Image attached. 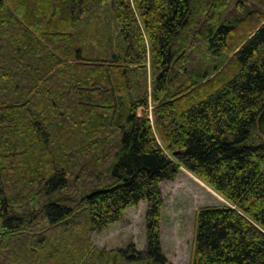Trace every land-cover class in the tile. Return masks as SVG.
<instances>
[{"label":"trees","instance_id":"trees-1","mask_svg":"<svg viewBox=\"0 0 264 264\" xmlns=\"http://www.w3.org/2000/svg\"><path fill=\"white\" fill-rule=\"evenodd\" d=\"M230 1L0 0V214L31 264H170L161 184L182 167L230 203L200 209L192 264H264V11L231 22ZM104 5L120 39L94 56L78 28ZM142 201L146 250L100 252L90 233Z\"/></svg>","mask_w":264,"mask_h":264},{"label":"rangeland","instance_id":"rangeland-1","mask_svg":"<svg viewBox=\"0 0 264 264\" xmlns=\"http://www.w3.org/2000/svg\"><path fill=\"white\" fill-rule=\"evenodd\" d=\"M251 7L264 11V0H231L224 11V18L232 22L236 18L245 16L247 8ZM89 22L88 26L80 24L78 30L82 34H86L87 39H83L86 42L85 46L89 51L93 50L94 56L107 53L108 41L112 42L113 45L119 42L118 28L110 5H104L98 13L90 17ZM213 57L212 51L208 48V43L194 48L191 51L188 64L189 74L204 71L206 65L214 61ZM154 107L155 105L150 102V118L152 120ZM61 128L65 130L66 126H61ZM258 135L264 138V135L258 130L254 133L257 141ZM161 190L164 198L160 219L162 252L170 264H192L196 239V218L200 209L210 205H230V203L185 167L181 168L174 180L164 181L161 184ZM72 200L68 202H72ZM4 223L5 219L0 214V264L6 262L10 253L13 256L22 255L21 257L28 259L31 264L35 258L32 253L36 249L33 247L28 249V247L21 245L15 250L16 245L11 241L16 239V234L8 233L9 230ZM58 229L60 232L61 228ZM147 233V202L142 201L137 207L127 209L120 221L102 231L90 233L89 238L103 254H109L111 251L116 252L119 249H127V254H133L136 250H146ZM69 252L73 255L70 257L75 259L76 264L85 263L87 258L84 256L76 257L72 247ZM44 262V264H53L52 260H48L47 263ZM22 264L26 263L23 262ZM39 264L41 263L39 262ZM137 264L141 263L138 262Z\"/></svg>","mask_w":264,"mask_h":264},{"label":"water","instance_id":"water-1","mask_svg":"<svg viewBox=\"0 0 264 264\" xmlns=\"http://www.w3.org/2000/svg\"><path fill=\"white\" fill-rule=\"evenodd\" d=\"M258 128L259 131L264 135V109L262 110L258 118Z\"/></svg>","mask_w":264,"mask_h":264}]
</instances>
